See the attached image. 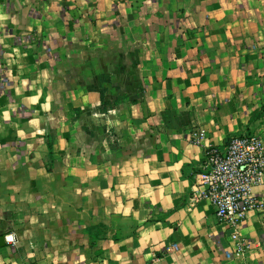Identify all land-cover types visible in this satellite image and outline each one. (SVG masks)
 Instances as JSON below:
<instances>
[{"label":"crops","instance_id":"0c3cea01","mask_svg":"<svg viewBox=\"0 0 264 264\" xmlns=\"http://www.w3.org/2000/svg\"><path fill=\"white\" fill-rule=\"evenodd\" d=\"M243 132L264 140V0H0V264H264V211L236 255L189 201Z\"/></svg>","mask_w":264,"mask_h":264},{"label":"built area","instance_id":"2783aa9c","mask_svg":"<svg viewBox=\"0 0 264 264\" xmlns=\"http://www.w3.org/2000/svg\"><path fill=\"white\" fill-rule=\"evenodd\" d=\"M191 138L193 142L203 144L205 134L196 130ZM263 179L264 140L250 132L231 136L224 149L208 147L203 170L194 174L190 203L212 202L218 219L232 231L236 255L253 246V242L241 236L240 230L251 210L264 211V200L255 195V188ZM6 241L16 244L12 234L6 236Z\"/></svg>","mask_w":264,"mask_h":264},{"label":"water","instance_id":"95a60500","mask_svg":"<svg viewBox=\"0 0 264 264\" xmlns=\"http://www.w3.org/2000/svg\"><path fill=\"white\" fill-rule=\"evenodd\" d=\"M5 245V238H0V246Z\"/></svg>","mask_w":264,"mask_h":264},{"label":"trees","instance_id":"16d2710c","mask_svg":"<svg viewBox=\"0 0 264 264\" xmlns=\"http://www.w3.org/2000/svg\"><path fill=\"white\" fill-rule=\"evenodd\" d=\"M105 104V103H104Z\"/></svg>","mask_w":264,"mask_h":264}]
</instances>
